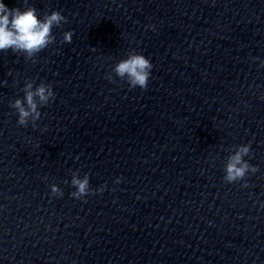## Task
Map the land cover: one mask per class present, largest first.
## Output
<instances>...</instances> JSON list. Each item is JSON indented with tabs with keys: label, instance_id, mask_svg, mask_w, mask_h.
<instances>
[{
	"label": "clouds",
	"instance_id": "1",
	"mask_svg": "<svg viewBox=\"0 0 264 264\" xmlns=\"http://www.w3.org/2000/svg\"><path fill=\"white\" fill-rule=\"evenodd\" d=\"M67 22V17L60 11L44 13L40 18L37 9L33 6L9 9L3 2H0V52L11 50L13 53H23L26 60L35 63V57L49 45L55 43L52 29L61 27ZM147 27L155 31L154 25ZM73 34L72 31L64 32L63 41L71 43ZM261 67H264V61H261ZM152 68L151 61L133 49L127 53L126 58L121 59L113 66L106 78L113 83L116 82V78H119L125 81L130 89L139 87L146 90ZM34 83L33 80H26L22 89L23 98H16L9 102V107L14 109L17 114V124L27 127L31 123L33 129L37 127V121L41 119L40 109L50 106L56 99V93L51 84L42 81L34 87ZM228 151L230 154L224 165V183L233 184L243 181L241 187H250L247 177L249 174L254 175L259 171L258 166L250 164L245 159V157L251 158L252 156L251 142L233 146ZM64 183L67 184L68 181ZM114 183H121V178L117 177ZM70 184L75 189L70 193V196L85 202L86 197L102 193L107 186L105 184L96 189L91 188L89 173H84L81 178L79 169L71 172ZM50 188L52 196H63V190L55 183L51 184ZM260 207L264 208V204H261Z\"/></svg>",
	"mask_w": 264,
	"mask_h": 264
},
{
	"label": "water",
	"instance_id": "2",
	"mask_svg": "<svg viewBox=\"0 0 264 264\" xmlns=\"http://www.w3.org/2000/svg\"><path fill=\"white\" fill-rule=\"evenodd\" d=\"M0 264H85L35 248L0 240Z\"/></svg>",
	"mask_w": 264,
	"mask_h": 264
}]
</instances>
